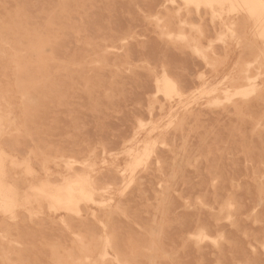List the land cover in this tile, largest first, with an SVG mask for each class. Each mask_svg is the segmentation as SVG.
I'll return each mask as SVG.
<instances>
[{"label": "rangeland", "instance_id": "rangeland-1", "mask_svg": "<svg viewBox=\"0 0 264 264\" xmlns=\"http://www.w3.org/2000/svg\"><path fill=\"white\" fill-rule=\"evenodd\" d=\"M154 1L155 0H141V2L140 0H119V2L118 0H0V143L2 144H0V162L2 163V168L6 171L7 186L11 187V189L16 193V201L14 205L11 206L12 208L0 207V264H167L168 262L171 264H189L190 261L188 260L192 261V263L190 264H205L206 261V264H213L215 260L217 262L215 261L214 264H234L236 260L238 261L235 264H259L260 260L262 261L261 264H264V211H262L264 210V32H262V29L260 27L261 25H259L260 21H256V18L253 17L245 7L241 8L240 6L235 7L236 10L238 9L237 12L236 10L234 11L235 8H232L229 4H225L223 6L213 5L212 7L210 5L203 6L202 4L201 6L199 5V8L197 4L187 3L183 0V2L181 0ZM141 5H143V7ZM195 5L197 7H195ZM101 6L103 7L101 8ZM125 6L128 8H125ZM155 8L157 9L155 10ZM202 8L205 11H203ZM179 9H181V12H179ZM192 9L195 11H193ZM211 9L212 11H209ZM227 9L228 12L226 13ZM196 10H198L199 12ZM245 11H247L248 13ZM131 12L133 13L131 14ZM222 12H225L226 14H223ZM93 13L95 15H93ZM178 13L179 15H177ZM197 13H199V15ZM194 14H197L198 16H195ZM247 15L251 18L250 21H247L250 19ZM120 16L123 18H121ZM215 18L217 19L212 22ZM112 19H114L117 24ZM123 19H128V21L126 20L125 22ZM221 19L226 21L223 22V20ZM142 20L143 22L141 24L140 21ZM130 21L133 23H131ZM171 21L174 22L172 23ZM242 21H244V24L242 23ZM55 22H57L59 26ZM184 22L185 25H181V23L184 24ZM216 22L219 25L216 24ZM254 22L256 23L254 24ZM100 23L103 24L101 25ZM136 23L139 24L137 25ZM123 24L126 25L123 26ZM132 24L135 26H133ZM186 24H188V26ZM193 24L198 26L196 27L197 29H195V27H189L193 26ZM222 24H225V26ZM231 24L234 27H231ZM251 24L254 25L252 26ZM136 25L138 28H136ZM104 26L107 28H104ZM112 27L114 28V30ZM115 27L116 29H118L115 30ZM122 27H126V29ZM141 27H143V29ZM226 27H229V30H227ZM253 27L255 28L253 29ZM121 28L124 30H121ZM139 29H142V31H140ZM198 30L201 31L198 32ZM219 30L220 32H218ZM231 30L234 32H231ZM137 31H140L139 34ZM209 31L211 32V34L214 33L213 36L210 35ZM249 31L251 32L249 33ZM258 31L260 34L258 33ZM240 32H242V34H239ZM236 33L240 36H237ZM179 34H185V37ZM253 34H255L256 37H254ZM174 35H179L178 37L181 36L183 38H177V41ZM221 35H223L224 37H222ZM259 37L261 39L263 38V40L260 41ZM219 39H222L223 42H220ZM64 40L69 44L64 42ZM179 40L184 41L180 42ZM73 41L75 42L74 44ZM58 42L60 45L57 44ZM159 42H161L162 46L159 45ZM134 43L137 45L135 46ZM210 43H212V46L210 45ZM64 44L67 47H64ZM130 44L133 45V48ZM149 44L152 45L154 49L156 48L155 51ZM49 45L54 46L50 47ZM75 45H77L78 47ZM148 45L150 48H148L149 50L147 49ZM216 45L218 47H216ZM210 46L211 49H209ZM53 47L58 49L57 53L55 54L53 52H56V49L53 51ZM62 47L64 48L62 49ZM70 49L73 51H71ZM132 49L135 50L132 51ZM162 49L164 51H162ZM173 49H175V51ZM194 49L197 50L195 51ZM205 49L208 51H205ZM59 50L62 52H60ZM138 50L140 51V53ZM185 50L186 52H184ZM216 50L218 53L216 52ZM168 51L170 54L175 55H171L172 60L170 59V54L168 53ZM188 51L190 52L191 58L190 55H188ZM148 52L150 55L152 54V58L150 60ZM161 52H163L164 55ZM60 53L63 55V57L60 56ZM197 53H199L200 55ZM244 53L247 57L244 55ZM165 54L167 55V58ZM67 55H69L70 57ZM137 55L140 59L137 57ZM154 56L157 58H155ZM181 56H184L186 58ZM173 58L177 59L174 60ZM182 60H184V64L182 63ZM159 61L160 63L158 64ZM171 61L172 64H170ZM200 61L203 64H206V66L203 65ZM50 63L52 67L50 66ZM173 64H175V66L176 64L177 66L181 64L179 66L180 69L178 68L177 70V66L175 68ZM193 64L196 68L193 66ZM249 65L252 66L249 68ZM172 66L176 71L172 72V70H174ZM209 71L211 72V75L208 73ZM50 72H53V74H51ZM247 72L249 75L247 74ZM18 74H20L23 78ZM105 74H107V76ZM138 74H141V76ZM181 75L182 77H178ZM189 75H191V78L189 77ZM194 75H196L197 77H194ZM259 75L261 76V78H259ZM257 76L258 79H256ZM165 77L167 79H171L174 85L177 87L178 95H176V93H173L176 96L170 95V98L173 99L171 101L169 100L170 98H167L168 95L163 93L164 83H162V79L164 78L165 81ZM253 77L254 79H256L255 81H253L255 84L253 82H250V80L252 81ZM158 79L161 82L157 81L156 83V80ZM151 81L153 83H150ZM222 81L223 83H221ZM247 81L249 82V84ZM145 82L147 84H145ZM180 82L182 84H180ZM220 83L221 86H218ZM18 85L19 87H17ZM139 85H141L142 87ZM202 85H204V88L201 89L200 87ZM225 85L229 90H231H227ZM249 85L254 86L251 87ZM152 86H154L155 88ZM241 87L243 91H241ZM249 87L251 90L249 89ZM21 88L23 90H21ZM142 88L144 90L146 88V90L144 91ZM247 88L248 90H250L249 92L247 91ZM35 89L37 91H35ZM211 89L213 90L212 92ZM236 89L238 90L234 92V90ZM253 89L254 91L255 89L257 90L254 92L252 91ZM157 90H159L160 93H158L159 91ZM239 90L241 92H238ZM202 91L204 93H202ZM209 91L211 92V95H209ZM214 91L215 94H213ZM250 92L254 93L251 95ZM154 93L155 95H157L158 93V95L154 97ZM225 93L226 95H224ZM230 93L234 95L236 93L237 94L235 96L232 95V97L231 95H229ZM143 94L145 95L143 96ZM163 94H165L166 97ZM35 95L36 98H34ZM30 96H32V98ZM132 96L134 97L132 98ZM226 96L232 98L228 99ZM102 97L105 101L102 100ZM84 98H86V100ZM40 99H42L43 102L42 100L40 101ZM100 100L103 101V104H101ZM218 100L220 101L218 102ZM221 100H224L225 102L223 101V104H221ZM32 101L35 103H31ZM78 101L80 102V104L77 103ZM142 101L145 103H143ZM146 101H148V103H146ZM217 102L219 105L216 106ZM212 103H215L213 104L214 106H211ZM25 104H28V106ZM143 104H145L146 106ZM158 106H160L161 108H156ZM232 107H234V109ZM36 110L37 112L39 110V112L43 113L42 116L38 115L37 112L35 113ZM45 111L48 114L45 113ZM143 113L148 115L149 117L146 118V115H144ZM155 113H157V115ZM26 114L30 116L36 115L37 117H30L28 115L26 116ZM87 115L89 116L87 117ZM81 116L84 117L82 118V121ZM42 117L44 118L43 120ZM51 117H53L54 119ZM77 117L80 118L81 122L78 121L79 118ZM46 118H48L47 121H45ZM63 118L66 120H64ZM208 118L211 120H209ZM232 118H234V120ZM68 119L70 120L69 124L67 123ZM191 119L193 121H191ZM87 121H89L90 123H88ZM149 121H151V123H149ZM225 121H227L228 123ZM31 122H33L34 124ZM84 122H86V125L84 124ZM211 122L212 124H210ZM29 123H31L34 128L40 127L41 129H34ZM66 123L68 126L65 125ZM116 123H119L117 126L118 129L116 127ZM35 124L38 125L34 126ZM77 124L78 127H76ZM108 124H110L112 128ZM119 126L121 127L119 128ZM60 127H62L61 130ZM70 128L72 132L70 131ZM48 129L50 131H48ZM42 130L44 133H42ZM63 131H65L66 133ZM74 132H76L78 137H76V134L74 136ZM129 132L131 134H129ZM179 132L180 135H178ZM23 134L26 137H24ZM101 134H103V138L101 137ZM108 134L111 136L109 137L111 140L108 139ZM91 135L95 137H92ZM104 135H106V137ZM90 136L92 138H90ZM87 137L88 140L85 139ZM93 138L97 140L95 141ZM172 138L174 139V141H171L173 140ZM176 138L178 141L176 140ZM117 139L120 142L117 141ZM93 141L95 143H93ZM167 141H169L170 143H167ZM258 141L260 145L258 144ZM68 142L70 147L72 146L71 148L67 144ZM116 142L117 144H115ZM194 142H196L197 144ZM64 143L65 145L67 144V146H65ZM72 144L75 146H73ZM163 144L165 145L163 146ZM19 145L23 146L20 148ZM115 145L118 147V149ZM259 146L261 149L259 148ZM62 147L65 149V151L62 149ZM74 147H76L75 150ZM111 147H116V149H110ZM18 148H20L19 151ZM60 148L62 150H60ZM146 148L149 151L150 158L148 157V151H146ZM43 149H46V152ZM86 149H88V151ZM131 149L134 151H130ZM143 150L146 151V156L144 155L145 151ZM165 150L168 151L166 152ZM35 151L38 153L36 154ZM158 151H160L161 153ZM72 152L76 154V157ZM51 153L52 155H50ZM150 153L152 156L150 155ZM142 155L143 157H141ZM25 156H27L28 159ZM145 157L147 160L145 159ZM147 157L149 158V161ZM138 158H141L142 161L140 159L138 161ZM242 158L245 160H243ZM20 159H22V161ZM80 159L82 160L80 161ZM135 161L137 163H135ZM144 161L147 163L144 164ZM204 161L206 162V164ZM241 161H243V163H241ZM132 163L133 168L131 167ZM203 163L205 165H203ZM254 163L256 165H254ZM134 164L137 166V168ZM141 165L142 167H140ZM202 165L204 166V170L202 169ZM75 169L78 170V172ZM229 169L233 173H231L232 175L230 174ZM79 170H81V172ZM239 170L241 172L242 170L244 171L241 173L239 172ZM131 172L132 174H134L132 175ZM260 172L262 174H260ZM9 173H11V175ZM236 175L238 176V179L235 178ZM120 177L122 178L120 179ZM153 178L154 182L156 180L155 183L153 182ZM50 179L52 183H50ZM146 179L149 180V183L148 181H146ZM13 180L16 182H12ZM62 180L64 182H62ZM77 180L85 181L86 188L91 193V196L89 198H84V200L80 199L82 203L78 201L77 203L79 204L76 203L75 205L74 203L72 204L73 206L71 205L72 207H66L67 209L51 201L52 199L48 196V193H53L52 191H55L56 188L63 187L68 182H74ZM205 182L208 184V187ZM14 183L17 185H15ZM22 183H25V185H23ZM58 183L60 184V186ZM221 183L223 184L221 185ZM240 183H244V185H246L247 187L241 185ZM252 183L254 186L252 185ZM45 186L48 190V193H45L46 195L41 193L39 190L40 188ZM248 186L249 189H247ZM19 187L21 188L20 191ZM144 188L148 191L144 190ZM150 188L151 191L149 190ZM203 188L205 189V192ZM240 189H242L244 192L242 191L240 193ZM38 190L39 192H36ZM187 190L191 191L188 192ZM200 190L202 192H200ZM247 190L249 193L252 191L251 193L253 194L249 195L247 193ZM196 191L197 193L199 192L198 195H195ZM190 192L191 194H189ZM193 192H195V197L192 194ZM255 192L257 194H254ZM237 193L238 196L236 197ZM149 194L151 196L153 194V198L149 197ZM183 196L185 197L184 199ZM252 196L254 197V200L252 201L253 203L251 202V199H253ZM45 197L47 200L45 199ZM128 197H130L131 200L132 198H134L132 202ZM255 197L256 199L258 198L260 200L257 199V201ZM248 198L250 201L247 200L244 203V201ZM177 199L183 202H180ZM191 199L195 201H191ZM42 201L43 203H41ZM219 202L220 205L218 204ZM254 202H256V204ZM51 203H53L54 205ZM176 204L179 205L177 206ZM181 204L182 206H184L182 207ZM56 205L59 206V209L56 208ZM83 205L86 207H84ZM175 205L177 207H174ZM255 205L257 207L259 205L260 207L257 208ZM134 206L135 208H131ZM34 208H36L37 210H35ZM52 208H55L57 212H55V210L53 211ZM68 208H71V210L73 208L72 211L75 214L71 213L72 211ZM45 209H47L48 211ZM172 209H174V211ZM30 210H33L32 212L34 214L31 213ZM77 210L80 212V214ZM20 211L22 213H20ZM41 211L46 214L42 213ZM181 211H185L186 213L184 212L183 214L181 213ZM9 212H13V214ZM39 213L42 215H39ZM102 213H104V216ZM129 213H131L132 215ZM202 213L204 214L203 216ZM9 216H12V218H8ZM206 216L207 218H205ZM172 217L174 218V220ZM187 217L190 219V222L188 221L189 219ZM73 219L76 223L72 221ZM46 220H49L50 222ZM80 220H82L83 222ZM212 222L213 225L211 224ZM38 223H41L39 224L40 226L38 225ZM187 223H190L191 226ZM224 223L226 224V226L228 225L230 227H226ZM26 224H31L32 226L29 225L28 227V225ZM82 224L83 226H81ZM96 224L99 227H97ZM221 224L223 225V227H225V230L224 228H222ZM35 225L38 226L36 227ZM84 225L86 227H84ZM91 225L92 227L94 226L96 228L90 227ZM186 225H188L189 227H187ZM210 225L212 227L211 231ZM214 225L217 226L215 227ZM57 226L58 228H55ZM258 226L263 230L261 231ZM174 227H178L180 231H182V233L179 231L181 235L179 234V232L176 234L179 229H174ZM183 227L185 228L181 229ZM190 227L192 229H190ZM14 228L16 229L14 230ZM34 228L36 235H33ZM49 228L51 229V231ZM52 228L53 230H55V232L52 230ZM59 228L61 229V231ZM89 228H92V230ZM241 228H244V230H241ZM12 229L14 230V232ZM189 229L193 230L192 233H190ZM254 229H256V231L258 232H255ZM43 230L47 232H44ZM58 231H60L61 234H58ZM171 231L172 234L174 232L173 235L171 234ZM213 233L217 235L215 236L213 235ZM157 234L158 236H156ZM51 235L52 237H50ZM233 235H236L235 237L238 236L237 238L241 239H236ZM206 236L207 238H205ZM65 237L68 238L66 239ZM244 237L246 240L244 239ZM25 238L29 239L26 240ZM36 238L39 240H37ZM172 238H175V240H177L175 241ZM229 238L231 239L229 240ZM30 239H32L33 242H30ZM60 239L63 240V242ZM210 239L213 240L210 241ZM24 240H26L25 243ZM178 240L181 243H175L179 242ZM166 241L168 244L171 243V245H167ZM251 242H253L254 244ZM190 243L194 244L195 246L191 245ZM186 245L188 246V248ZM235 245L237 246V249H240V251L235 249ZM5 246L6 248H4ZM224 246L226 247V250ZM189 248L193 249L194 251L195 249H197L195 252L197 256H200V253L204 254H201L202 256L198 258L199 256L197 257L196 255H192L194 254V252H191ZM204 248L208 251L204 252ZM261 249H263V252H261ZM227 251H229V254L227 253ZM230 251L232 252L230 253ZM246 251L247 254H245ZM217 253L219 254V256L217 255ZM260 253H262V255ZM180 255L182 256V259ZM221 255L225 256L222 257ZM238 255L244 256L242 257L243 259ZM247 255H249L250 259L252 257L254 258L251 259V261L253 260L252 262L249 260V257ZM206 256L210 258L207 257V259H205ZM211 256L213 258H211ZM183 257L185 259H183ZM192 257L194 260L192 259ZM220 257H222L223 259H221ZM256 257L259 259H257Z\"/></svg>", "mask_w": 264, "mask_h": 264}, {"label": "bare ground", "instance_id": "bare-ground-1", "mask_svg": "<svg viewBox=\"0 0 264 264\" xmlns=\"http://www.w3.org/2000/svg\"><path fill=\"white\" fill-rule=\"evenodd\" d=\"M48 1H49V0H48ZM54 1H55V0H54ZM98 1H99V0H98ZM181 1H182V0H181ZM183 1H186L187 3H195V4L198 5L199 8H200V6H201L202 4H203V6H204V5H210L211 7H212L213 5L223 6V5H225V4H229L232 8H235V7H237V6H238V7L240 6L241 8H242V7H245L246 10H247V11H248L253 17L256 18V21H260L261 24L259 23V25H261L260 27H261V29H262V32H264V0H183ZM183 1H182V2H183ZM50 2H51V1H50ZM66 2H67V1H66ZM118 2H119V0H118ZM134 2H135V1H134ZM140 2H141V0H140ZM154 2H156V0H155ZM186 2H185V3H186ZM40 3H41V2H40ZM146 3H147V2H146ZM29 4H30V3H29ZM108 4H109V3H108ZM135 4H136V3H135ZM137 4H138V3H137ZM153 4H154V3H153ZM161 4H162V2H161ZM89 5H90V4H89ZM111 5H113V4H111ZM138 5H139V4H138ZM165 5H166V3H165ZM180 5H181V4H180ZM190 5H191V4H190ZM190 5H189V6H190ZM199 5H200V6H199ZM31 6H32V5H31ZM54 6H55V5H54ZM141 6L143 7V5H141ZM153 6H154V5H153ZM156 6H157V5H156ZM170 6H171V5H170ZM177 6H178V5H177ZM186 6H187V5H186ZM72 7H73V6H72ZM97 7H98V6H97ZM102 7H103V6H101V8H102ZM121 7H122V6H121ZM139 7H140V6H139ZM142 7H141V8H142ZM167 7H169V6H167ZM178 7H179V6H178ZM178 7H177V8H178ZM187 7H188V6H187ZM195 7H197V6L195 5ZM215 7H217V6H215ZM125 8H128V7L125 6ZM177 8H176V9H177ZM188 8H189V7H188ZM188 8H187V9H188ZM206 8H207V6H206ZM209 8H210V7H209ZM39 9H40V8H39ZM136 9H137V8H136ZM151 9H152V7H151ZM156 9H157V8H155V10H156ZM174 9H175V8H174ZM196 9H197V8H196ZM225 9H226V8H225ZM124 10H125V9H124ZM147 10H148V9H147ZM155 10H154V11H155ZM177 10H178V9H177ZM190 10H191V8H190ZM192 10H193V9H192ZM198 10H199V9H198ZM198 10H196V11H198ZM202 10H203V8H202ZM202 10H201V11H202ZM221 10H222V9H221ZM221 10H220V11H221ZM223 10H224V9H223ZM235 10H236V8L234 9V11H235ZM241 10H242V9H241ZM30 11H31V10H30ZM116 11H118V10H116ZM127 11H128V10H127ZM131 11H132V10H131ZM134 11H135V10H134ZM193 11H195V10H193ZM203 11H205V10H203ZM209 11H212V9L209 10ZM217 11H219V10H217ZM230 11H231V10H230ZM236 11L238 12V9H237ZM242 11H243V10H242ZM247 11H245V12H247ZM99 12H100V11H99ZM155 12H156V11H155ZM179 12H181V9H179ZM191 12H192V11H191ZM198 12H199V11H198ZM214 12H215V11H214ZM227 12H228V9H227L226 13H227ZM248 12H247V13H248ZM132 13H133V12H131V14H132ZM136 13H137V12H136ZM185 13H186V12H185ZM193 13H194V12H193ZM208 13H209V12H208ZM212 13H213V12H212ZM212 13H211V14H212ZM217 13H219V12H217ZM222 13H223V12H222ZM226 13L224 12L223 14H226ZM230 13H231V12H230ZM233 13H236V12H233ZM233 13H232V14H233ZM56 14H57V13H56ZM95 14H96V11H95ZM95 14L93 13V15H95ZM104 14H105V13H104ZM118 14H120V13H118ZM186 14H187V13H186ZM197 14L199 15V13H197ZM197 14H196V15H197ZM214 14H215V13H214ZM33 15H34V14H33ZM177 15H179V13H178ZM184 15H185V14H184ZM194 15H195V14H194ZM196 15H195V16H196ZM198 15H197V16H198ZM204 15H205V14H204ZM209 15H210V14H209ZM237 15H238V13H237ZM248 15H249V14H248ZM248 15H247V16H248ZM99 16H100V14H99ZM103 16H105V15H103ZM212 16H213V15H212ZM215 16H216V15H215ZM220 16H221V15H220ZM57 17H58V16H57ZM63 17H64V16H63ZM76 17H77V16H76ZM120 17H121V16H120ZM120 17H119V18H120ZM128 17H129V16H128ZM184 17H185V16H184ZM184 17H183V18H184ZM191 17H192V16H191ZM34 18H35V17H34ZM41 18H43V17H41ZM72 18H73V17H72ZM113 18H114V17H113ZM121 18H123V17H121ZM134 18H135V17H134ZM228 18H229V17H228ZM237 18H238V17H237ZM248 18H250V17L248 16ZM39 19H40V18H39ZM78 19H79V18H78ZM128 19H129V18H128ZM128 19H125V20L123 19V20L126 22V20L128 21ZM153 19H154V17H153ZM189 19H190V17H189ZM206 19H208V18H206ZM216 19H217V18H215L212 22H214ZM241 19H242V17H241ZM241 19H240V20H241ZM253 19H254V18H253ZM112 20L114 21V19H112ZM129 20H130V19H129ZM157 20H158V19H157ZM221 20H223V19H221ZM243 20H244V19H243ZM250 20H251V18H250L249 20H247V21H250ZM117 21H119V20H117ZM189 21H190V20H189ZM204 21H205V20H204ZM225 21H226V20H225ZM225 21L223 20V22H225ZM100 22H102V21H100ZM114 22L116 23V21H114ZM120 22H121V21H120ZM130 22H131V21H130ZM130 22H129V23H130ZM142 22H143V20L140 21L141 24H142ZM160 22H162V21H160ZM171 22L173 23L174 21H171ZM187 22H188V21H187ZM201 22H202V20H201ZM206 22H207V21H206ZM243 22H244V21H242V23H243ZM55 23L57 24V22H55ZM121 23H122V22H121ZM123 23H124V22H123ZM131 23H133V22H131ZM178 23H179V22H178ZM178 23H177V24H178ZM196 23H197V22H196ZM209 23H211V22H209ZM219 23H220V22H219ZM242 23H241V24H242ZM249 23H250V22H249ZM251 23H252V22H251ZM255 23H256V22H254V24H255ZM42 24H43V23H42ZM97 24H98V22H97ZM100 24H101V23H100ZM102 24H103V23H102ZM102 24H101V25H102ZM116 24H117V23H116ZM119 24H120V23H119ZM126 24H127V23H126ZM126 24H125V25H126ZM136 24H137V23H136ZM138 24H139V23H138ZM138 24H137V25H138ZM216 24H218V23L216 22ZM243 24H244V23H243ZM254 24H251V25L253 26ZM257 24H258V23H257ZM34 25H36V24H34ZM57 25H58V24H57ZM104 25H105V24H104ZM120 25H121V24H120ZM125 25L123 24V26H125ZM127 25H128V24H127ZM132 25H133V24H132ZM137 25H136V28H138ZM181 25H185V22H184V24L181 23ZM186 25L188 26V24H186ZM202 25H203V24H202ZM218 25H219V24H218ZM222 25L225 26V24H222ZM229 25H230V24H229ZM259 25H258V26H259ZM44 26H45V25H44ZM58 26H59V25H58ZM96 26H97V25H96ZM117 26H118V25H117ZM133 26H135V25H133ZM226 26H227V25H226ZM232 26H233V25L231 24V27H232ZM252 26H251V27H252ZM126 27H129V26H126ZM126 27H122V28L126 29ZM139 27H140V26H139ZM172 27H173V26H172ZM189 27H192V28L195 27V29H197L196 27H198V26H196V25L193 24V26H189ZM189 27H188V28H189ZM199 27H200V26H199ZM216 27H217V26H216ZM233 27H234V26H233ZM104 28H107V27L104 26ZM112 28H113V27H112ZM122 28H121V30H124V29H122ZM141 28L143 29V27H141ZM213 28H214V27H213ZM213 28H212V29H213ZM226 28H227V30H229V27H226ZM226 28H225V29H226ZM249 28H250V27H249ZM254 28H255V27H253V29H254ZM117 29H118V28H117ZM117 29H116V27H115V30H117ZM134 29H135V28H134ZM142 29H141V30L139 29V30L142 31ZM195 29H194V30H195ZM198 29H199V28H198ZM200 29H201V28H200ZM210 29H211V28H210ZM210 29H209V30H210ZM219 29H220V28H219ZM256 29H257V28H256ZM113 30H114V28H113ZM121 30H120V31H121ZM127 30H128V29H127ZM127 30H126V32H127ZM217 30H218V29H217ZM222 30H223V29H222ZM235 30H236V29H235ZM243 30H244V29H243ZM258 30H259V28H258ZM95 31H97V30H95ZM120 31H118V32H120ZM140 31H137L138 34H139ZM188 31H189V29H188ZM190 31H191V30H190ZM200 31H201V30H200ZM200 31L198 30V32H200ZM223 31H224V30H223ZM240 31H242V30H240ZM253 31H254V30H253ZM115 32H116V31H115ZM168 32H169V30H168ZM209 32H210V31H209ZM218 32H220V30H219ZM221 32H222V31H221ZM231 32H234V31L231 30ZM244 32H245V31H244ZM250 32H251V31H249V33H250ZM64 33H65V32H64ZM93 33H94V32H93ZM188 33H189V32H188ZM258 33H259V31H258ZM70 34H71V33H70ZM94 34H95V33H94ZM173 34H174V33H173ZM173 34H172V35H173ZM200 34H202V33H200ZM213 34H214V33H213ZM213 34H211V32H210V35L213 36ZM236 34H237V33H236ZM239 34H242V32H240ZM259 34H260V33H259ZM67 35H68V34H67ZM103 35H104V34H103ZM169 35H171V34H169ZM169 35H168V36H169ZM179 35H181V34H179ZM179 35H178V36H179ZM197 35H198V34H197ZM210 35H209V36H210ZM243 35H244V34H243ZM251 35H252V34H251ZM253 35H254V37H256L255 34H253ZM118 36H119V35H118ZM155 36H156V35H155ZM168 36H167V37H168ZM174 36H175V35H174ZM178 36H175V38H176V39H177V38L179 39L181 36H184V37H185V34L181 35L180 37H178ZM189 36H190V35H189ZM191 36H192V35H191ZM212 36H211V37H212ZM221 36L224 37L223 35H221ZM237 36H240V35L237 34ZM257 36H258V35H257ZM261 36H262V35H261ZM153 37H154V36H153ZM156 37H157V36H156ZM206 37H207V36H206ZM219 37H220V35H219ZM250 37H251V36H250ZM250 37H249V38H250ZM69 38H70V37H69ZM72 38H73V35H72ZM168 38H169V37H168ZM170 38H172V37H170ZM173 38H174V37H173ZM182 38H183V37H181L180 39H182ZM191 38H192V37H191ZM231 38H232V37H231ZM241 38H242V35H241ZM243 38H244V37H243ZM263 38H264V37H263ZM263 38L261 39V38L259 37L260 41L263 40ZM94 39H95V38H94ZM178 39H177V41H178ZM184 39H185V38H184ZM204 39H205V38H204ZM259 39H258V40H259ZM170 40H172V39H170ZM185 40H186V39H185ZM216 40H217V39H216ZM219 40H220V39H219ZM152 41H153V40H152ZM168 41H169V39H168ZM179 41L182 42V41H184V40H179ZM195 41H196V40H195ZM221 41L223 42L222 39L220 40V42H221ZM51 42H52V41H51ZM64 42H66V41L64 40ZM186 42H187V41H186ZM203 42H204V41H203ZM217 42H218V41H217ZM231 42H232V41H231ZM262 42H263V41H262ZM19 43H21V42H19ZM61 43H62V42H61ZM66 43H68V42H66ZM74 43H75V42L73 41V44H74ZM135 43H136V42H135ZM135 43H134V44H135ZM149 43H150V42H149ZM159 43H160L159 45H161V42H159ZM194 43H195V42H194ZM214 43H215V42H214ZM57 44H59V42H58ZM68 44H69V43H68ZM68 44H67V45H68ZM151 44H153V43H151ZM196 44H197V43H196ZM207 44H208V43H207ZM54 45H55V44H54ZM54 45H49V46L51 47V46H54ZM59 45H60V44H59ZM77 45H78V44H77ZM77 45H75V46H77ZM130 45H131V44H130ZM136 45H137V44H135V46H136ZM149 45H150V44H149ZM149 45L147 46V49L149 48ZM180 45H181V44H180ZM210 45L212 46V43H210ZM222 45H223V44H222ZM69 46H70V45H69ZM69 46H68V48H69ZM120 46H121V45H120ZM131 46H132V48H133V45H131ZM150 46L153 48L152 45H150ZM161 46H162V45H161ZM211 46H210V48H209V47H208V48L211 49ZM223 46H224V45H223ZM64 47H67V46H65V44H64ZM64 47H62V49H63ZM73 47H74V46H73ZM77 47H78V46H77ZM137 47H138V46H137ZM155 47H156V46H155ZM163 47H164V46H163ZM216 47H218V46L216 45ZM216 47H215V48H216ZM48 48H49V47H48ZM53 48H54V47H53ZM53 48H52V49H53ZM70 48H71V47H70ZM80 48H81V47H80ZM85 48H86V47H85ZM102 48H103V47H102ZM134 48H135V47H134ZM152 48H151V49H152ZM166 48H167V47H166ZM172 48H173V47H172ZM219 48H220V47H219ZM263 48H264V47H263ZM52 49H51V50H52ZM55 49H56V50H55ZM59 49H60V48H59ZM73 49H74V48H73ZM86 49H87V48H86ZM135 49H136V48H135ZM135 49H132V51L135 50ZM147 49H146V50H147ZM149 49H150V48H149ZM149 49H148V50H149ZM153 49H154V48H153ZM153 49H152V50H153ZM155 49H156V48H155ZM155 49H154V51H155ZM157 49H158V48H157ZM170 49H171V48H170ZM191 49H192V48H191ZM54 50H55L56 52H53V53H54V54L57 53V50H58V49H57V48H54L53 51H54ZM70 50H71V49H70ZM89 50H90V49H89ZM113 50H114V49H113ZM141 50H142V49H141ZM164 50H165V48H164ZM164 50L162 49V51H164ZM167 50H168V49H167ZM173 50L175 51V49H173ZM194 50H195V49H194ZM196 50H197V49H196ZM196 50H195V51H196ZM221 50H222V49H221ZM59 51H60V50H59ZM71 51H73V50H71ZM83 51H84V49H83ZM138 51H139V50H138ZM138 51H137V52H138ZM150 51H151V50H150ZM150 51H149V52H150ZM156 51H157V50H156ZM170 51H171V50H170ZM189 51H190V50H189ZM189 51H188V52H189ZM205 51H208V50L205 49ZM60 52H62V51H60ZM134 52H135V51H134ZM146 52H147V51H146ZM149 52H148V54H149ZM172 52H173V51H172ZM184 52H186V50H185ZM188 52H187V53H188ZM216 52H217V50H216ZM65 53H66V52H65ZM68 53H69V52H68ZM71 53H73V52H71ZM71 53H70V55H71ZM139 53H140V51H139ZM152 53H153V52H152ZM154 53H155V52H154ZM161 53H163V52H161ZM166 53H167V52H166ZM168 53H169V51H168ZM168 53H167V54H168ZM179 53H180V52H179ZM179 53H178V54H179ZM187 53H186V54H187ZM200 53H201V52H200ZM217 53H218V52H217ZM246 53H247V52H246ZM248 53H249V52H248ZM60 54H61V53H60ZM60 54H59V55H60ZM83 54H84V53H83ZM134 54H135V53H134ZM148 54H147V55H148ZM169 54H170V53H169ZM175 54H176V53H175ZM197 54H199V53H197ZM212 54H213V53H212ZM224 54H225V53H224ZM262 54H263V53H262ZM47 55H48V54H47ZM57 55H58V54H57ZM151 55H152V54H151ZM151 55L149 54V60L152 58ZM153 55H154V54H153ZM159 55H160V54H159ZM161 55H162V54H161ZM163 55H164V53H163ZM171 55H172V54H170V59H171ZM180 55H181V54H180ZM180 55H179V57H180ZM188 55H190V52H189ZM188 55H187V56H188ZM199 55H200V54H199ZM202 55H203V54H202ZM204 55H205V54H204ZM210 55H211V54H210ZM217 55H219V54H217ZM244 55L246 56L245 53H244ZM248 55H249V54H248ZM24 56H25V55H24ZM60 56L63 57L62 54H61ZM67 56H69V55H67ZM142 56H143V54H142ZM157 56H158V55H157ZM165 56H166V58H167V55H166V54H165ZM172 56H175V55L173 54ZM192 56H193V55H192ZM222 56H223V55H222ZM44 57H45V55H44ZM47 57H48V56H47ZM47 57H46V58H47ZM69 57H70V56H69ZM137 57L139 58L138 55H137ZM145 57H146V56H145ZM154 57H155V56H154ZM161 57H162V56H161ZM176 57H177V55H176ZM181 57H184V56H181ZM203 57H204V56H203ZM246 57H247V56H246ZM263 57H264V56H263ZM138 58H137V59H138ZM155 58H157V57H155ZM164 58H165V57H164ZM168 58H169V57H168ZM184 58H186V57H184ZM190 58H191V55H190ZM205 58H206V57H205ZM61 59H62V58H61ZM69 59H70V58H69ZM76 59H78V58H76ZM83 59H84V58H83ZM133 59H134V56H133ZM137 59H136V60H137ZM139 59H140V58H139ZM159 59H160V58H159ZM173 59L175 60V59H177V58H173ZM181 59H182V58H181ZM181 59H180V60H181ZM192 59H193V58H192ZM257 59H258V58H257ZM263 59H264V58H263ZM63 60H64V58H63ZM142 60H143V59H142ZM157 60H158V59H157ZM163 60H164V59H163ZM163 60H162V62H163ZM171 60H172V59H171ZM193 60H194V59H193ZM202 60H203V59H202ZM252 60H253V59H252ZM255 60H256V59H255ZM258 60H259V59H258ZM167 61H168V60H167ZM197 61H198V60H197ZM253 61H254V60H253ZM135 62H136V61H135ZM150 62H151V61H150ZM153 62H154V61H153ZM162 62H161V63H162ZM174 62H175V61H174ZM176 62H177V61H176ZM192 62H193V61H192ZM200 62H201V61H200ZM214 62H215V61H214ZM154 63H155V62H154ZM159 63H160V61L158 62V64H159ZM182 63H183V64L185 63L184 60H182ZM193 63H194V62H193ZM198 63H199V62H198ZM201 63H202V62H201ZM260 63H261V62H260ZM150 64H152V63H150ZM162 64H163V63H162ZM165 64H166V63H165ZM168 64H169V63H168ZM170 64H172V61H171ZM177 64H178V63H177ZM177 64H176V66H177ZM187 64H188V63H187ZM202 64H203V63H202ZM249 64H250V63H249ZM154 65H155V64H154ZM180 65H181V64H180ZM180 65H179V66H180ZM203 65L206 66V64H203ZM261 65H262V64H261ZM50 66H51V63H50ZM54 66H55V65H54ZM161 66H162V65H161ZM173 66H175V64H173ZM173 66H172V68H173ZM176 66H175V68H176ZM179 66H177V70H178V68L180 69ZM183 66H184V65H183ZM183 66H182V67H183ZM185 66H186V65H185ZM193 66H194V64H193ZM247 66H248V64H247ZM251 66H252V65H251ZM251 66L249 65V68H250ZM263 66H264V65H263ZM263 66H262V68H263ZM51 67H52V66H51ZM189 67H190V66H189ZM194 67H195V66H194ZM244 67H245V66H244ZM42 68H43V67H42ZM85 68H86V67H85ZM158 68H159V66H158ZM185 68H186V67H185ZM185 68H184V69H185ZM195 68H196V67H195ZM204 68H205V67H204ZM246 68H247V67H246ZM254 68H255V67H254ZM173 69H174V68H173ZM187 69H188V68H187ZM53 70H54V69H53ZM71 70H72V69H71ZM73 70H74V69H73ZM29 71H30V70H29ZM81 71H82V70H81ZM86 71H87V70H86ZM136 71H137V70H136ZM159 71H160V70H159ZM168 71H169V70H168ZM173 71H176V70L174 69V70H172V72H173ZM183 71H184V70H183ZM202 71H203V69H202ZM140 72H141V71H140ZM197 72H198V70H197ZM200 72H201V70H200ZM248 72H249V70H248ZM248 72H247V74H248ZM256 72H257V71H256ZM258 72H259V71H258ZM50 73L53 74V72H50ZM85 73H87V72H85ZM136 73H137V72H136ZM142 73H143V72H142ZM157 73H159V72H157ZM168 73H169V72H168ZM181 73H182V72H181ZM208 73L210 74L211 72L209 71ZM244 73H245V72H244ZM107 74H108V73H107ZM107 74H105V75L107 76ZM145 74H146V73H145ZM145 74H144V75H145ZM177 74H178V73H177ZM247 74H246V75H247ZM18 75H19L20 77H22L20 74H18ZM36 75H37V73H36ZM138 75L141 76V74H138ZM142 75H143V74H142ZM164 75H166V74H164ZM184 75H185V74H184ZM184 75H183V76H184ZM196 75H197V74H196ZM196 75H194V77H195ZM210 75H211V74H210ZM248 75H249V74H248ZM248 75H247V76H248ZM25 76H26V75H25ZM25 76H24V77H25ZM66 76H67V75H66ZM101 76H102V75H101ZM106 76H104V77H106ZM108 76H109V75H108ZM171 76H172V75H171ZM175 76H176V75H175ZM175 76H173V77H175ZM190 76H191V75H189V77H190ZM200 76H201V74H200ZM263 76H264V75H263ZM96 77H97V76H96ZM142 77H143V76H142ZM142 77H141V79H142ZM145 77H146V76H145ZM163 77H164V76H163ZM167 77H168V76H167ZM178 77H182V75H181V76H178ZM196 77H197V76H196ZM254 77H255V76H254ZM254 77H253V79L250 78V79H252V81L249 79L251 83H252L253 81H255L256 79H258V76H257L256 79H254ZM18 78H19V77H18ZM22 78H23V77H22ZM37 78H38V77H37ZM72 78H73V77H72ZM108 78H109V77H108ZM127 78H128V77H127ZM165 78H166V77H165ZM168 78H169V77H168ZM190 78H191V77H190ZM192 78H193V77H192ZM247 78H248V77H247ZM259 78H261L260 75H259ZM74 79H76V78H74ZM139 79H140V78H139ZM161 79H162V78H161ZM59 80H60V79H59ZM146 80H147V79H146ZM148 80H149V79H148ZM162 80H163L162 83H164V86H163V89H164V90H163V89H162V90L164 91L163 93H165L166 95L169 96V97L167 96V98H170V97H171L170 95H172V96L175 95V94H173V93H176V95H178V94H177V93H178V91H177V87L174 85V83H173V81H172L171 79H167V78H166L165 81H164V78H163ZM193 80H194V79H193ZM94 81H95V80H94ZM101 81H103V80H101ZM117 81H119V80H117ZM157 81H159V79L156 80V83H157ZM186 81H187V80H186ZM191 81H192V80H191ZM208 81H209V79H208ZM223 81H224V80H223ZM223 81H222L221 83H223ZM159 82H161V81H159ZM247 82H248V81H247ZM67 83H68V82H67ZM150 83H153V82L151 81ZM207 83H208V82H207ZM221 83H220L218 86H221ZM251 83H250V84H251ZM253 83H254V82H253ZM82 84H83V83H82ZM82 84H81V85H82ZM128 84H129V80H128ZM138 84H140V83H138ZM145 84H147V83L145 82ZM158 84H161V83H158ZM180 84H182V83L180 82ZM194 84H195V83H194ZM198 84H199V83H198ZM248 84H249V82H248ZM254 84H255V83H254ZM258 84H259V83H258ZM131 85H132V83H131ZM148 85H149V82H148ZM176 85H177V84H176ZM27 86H28V85H27ZM27 86H26V87H27ZM31 86H32V85H31ZM31 86H30V87H31ZM82 86H83V85H82ZM105 86H106V85H105ZM137 86H138V85H137ZM139 86H141V85H139ZM145 86H146V85H145ZM203 86H204V85H202L200 88H201V89L204 88ZM225 86H226V85H225ZM249 86H251V85H249ZM253 86H254V85H252L251 87H253ZM17 87H19V85H18ZM30 87H29V88H30ZM39 87H40V86H39ZM46 87H47V86H46ZM106 87H107V86H106ZM141 87H142V86H141ZM141 87H140V88H141ZM143 87H144V86H143ZM152 87H154V86H152ZM157 87H158V86H157ZM233 87H234V86H233ZM233 87H232V88H233ZM257 87H258V85H257ZM40 88H41V87H40ZM79 88H80V87H79ZM104 88H105V87H104ZM108 88H109V87H108ZM135 88H136V87H135ZM154 88H155V87H154ZM158 88H159V87H158ZM181 88H182V87H181ZM192 88H193V87H192ZM194 88H195V87H194ZM200 88H199V89H200ZM211 88H212V87H211ZM226 88H227V86H226ZM244 88H245V86H244ZM255 88H256V86H255ZM259 88H260V87H259ZM41 89H42V88H41ZM142 89H143V88H142ZM195 89H196V88H195ZM201 89H200V90H201ZM213 89H214V88H213ZM241 89H242V87H241ZM249 89H250V87H249ZM18 90H19V89H18ZM21 90H23V89L21 88ZM126 90H127V89H126ZM134 90H136V89H134ZM139 90H140V89H139ZM143 90H144V89H143ZM145 90H146V88H145ZM145 90H144V91H145ZM193 90H194V89H193ZM200 90H199V91H200ZM214 90H215V89H214ZM216 90H217V89H216ZM227 90H229V89L227 88ZM230 90H231V89H230ZM230 90H229V91H230ZM237 90H238V89L234 90V92H236ZM250 90H251V89H250ZM250 90H248V88H247V91H248V92H249ZM256 90H257V89H255V91H256ZM33 91H34V90H33ZM35 91H37V90L35 89ZM45 91H46V90H45ZM98 91H99V90H98ZM124 91H125V90H124ZM137 91H138V90H137ZM137 91H136V92H137ZM144 91H143V92H144ZM157 91H159V90H157ZM182 91H183V90H182ZM188 91H189V90H188ZM190 91H191V90H190ZM196 91H197V90H196ZM199 91H198V92H199ZM212 91H213V90L211 89V92H212ZM223 91H225V90H223ZM241 91H243V89H242ZM241 91L239 90L238 92H241ZM245 91H246V90H245ZM252 91H254V89H253ZM255 91H254V92H255ZM38 92H39V91H38ZM126 92H128V91H126ZM183 92H184V91H183ZM205 92H206V90H205ZM209 92H210V91H209ZM209 92H208V93H209ZM211 92H210L209 95H211ZM254 92H253V93H254ZM45 93H46V92H45ZM47 93H48V92H47ZM94 93H95V92H94ZM132 93H133V92H132ZM145 93H146V92H145ZM158 93H160V91H159ZM158 93H157V95H158ZM184 93H185V92H184ZM202 93H204V92L202 91ZM208 93H207V94H208ZM226 93H229V92H226ZM226 93H225L224 95H226ZM253 93L250 92L251 95H252ZM31 94H32V93H31ZM128 94H130V93H128ZM161 94H162V93H161ZM165 94H163V95L165 96ZM180 94H181V92H180ZM194 94H195V91H194ZM194 94H193V95H194ZM205 94H206V93H205ZM213 94H215V91H214ZM236 94H237V93H236ZM236 94H235V95H236ZM239 94H240V93H239ZM239 94H238V95H239ZM241 94H242V93H241ZM243 94H245V93H243ZM248 94H249V93H248ZM46 95H47V94H46ZM46 95H45V96H46ZM82 95H83V94H82ZM100 95H102V94H100ZM133 95H134V94H133ZM144 95H145V94H143V96H144ZM146 95H147V94H146ZM150 95H151V94H150ZM154 95H155V93H154ZM157 95H155L154 97H156ZM176 95H175V96H176ZM201 95H202V94H201ZM227 95H228V94H227ZM229 95H231V96H232V95L235 96V95L232 94V93H230ZM129 96H131V95H129ZM160 96H161V95H160ZM233 96H232V97H233ZM239 96H240V95H239ZM246 96H247V95H246ZM27 97H29V96H27ZM30 97L32 98V96H30ZM47 97H49V96H47ZM47 97H46V98H47ZM133 97H134V96H132V98H133ZM139 97H140V96H139ZM139 97H138V99H139ZM141 97H142V95H141ZM145 97H146V96H145ZM165 97H166V96H165ZM177 97H178V96H177ZM201 97H202V96H201ZM226 97H227V96H226ZM232 97H230V98H232ZM242 97H243V95H242ZM242 97H241V98H242ZM249 97H250V96H249ZM34 98H36V95H35ZM34 98H33V99H34ZM126 98H127V97H126ZM129 98H130V97H129ZM143 98H144V97H143ZM172 98H173V97H172ZM178 98H179V97H178ZM190 98H191V97H190ZM227 98L230 99L229 97H227ZM244 98H245V97H244ZM246 98H248V97H246ZM84 99L86 100V98H84ZM147 99H148V97H147ZM162 99H163V98H162ZM180 99H181V97H180ZM195 99H196V97H195ZM225 99H226V98H225ZM228 99H227V100H228ZM34 100H35V99H34ZM41 100H42V99H40V101H41ZM102 100H103V97H102ZM102 100H100V101H101V104H103L102 102L105 101V100H103V101H102ZM130 100H131V98H130ZM169 100L171 101V100H173V99L170 98ZM211 100H214V99H211ZM227 100H226V101H227ZM40 101H39V102H40ZM49 101H50V100H49ZM49 101H48V102H49ZM87 101H88V100H87ZM97 101H99V100H97ZM131 101H132V100H131ZM135 101H137V100H135ZM144 101H145V100H144ZM180 101H181V100H180ZM216 101H217V100H216ZM219 101H220V100H218V102H219ZM223 101H224V100H223ZM223 101L221 100V102H222L221 104H223ZM230 101H232V100H230ZM29 102H30V101H29ZM29 102H28V103H29ZM42 102H43V100H42ZM46 102H47V101H46ZM74 102H75V101H74ZM139 102H141V101H139ZM142 102H143V101H142ZM218 102L216 103V106L219 105ZM224 102H225V101H224ZM262 102H263V101H262ZM16 103H17V102H16ZM25 103H26V100H25ZM31 103H35V102L32 101ZM37 103H38V102H37ZM40 103H41V102H40ZM77 103L80 104L79 101H78ZM115 103H116V102H115ZM118 103H119V102H118ZM143 103H145V102H143ZM146 103H148V101H146ZM184 103H185V102H184ZM227 103H228V102H227ZM241 103H242V102H241ZM43 104H44V103H43ZM46 104H47V103H46ZM83 104H84V103H83ZM91 104H92V103H91ZM99 104H100V103H99ZM107 104H108V103H107ZM140 104H141V103H140ZM166 104H167V103H166ZM199 104H200V103H199ZM213 104H215V103H212L211 106H214ZM221 104H220V105H221ZM25 105L28 106V104H25ZM29 105H30V104H29ZM86 105H87V103H86ZM86 105H85V106H86ZM110 105H111V104H110ZM110 105H108V106H110ZM114 105H115V104H114ZM143 105H145V104H143ZM152 105H153V104H152ZM41 106H42V105H41ZM47 106H48V105H47ZM145 106H146V105H145ZM153 106H154V105H153ZM167 106H168V105H167ZM189 106H190V105H189ZM42 107H43V106H42ZM83 107H84V106H83ZM101 107H103V106H101ZM138 108H139V107H138ZM156 108H159V109H160L161 107L158 106V107H156ZM168 108H169V107H168ZM176 108H177V107H176ZM193 108H194V107H193ZM232 108L234 109V107H232ZM252 108H253V107H252ZM110 109H112V108H110ZM186 109H187V108H186ZM76 110H77V109H76ZM76 110H75V111H76ZM101 110H102V109H101ZM144 110H145V108H144ZM144 110H143V111H144ZM174 110H175V109H174ZM196 110H197V109H196ZM220 110H222V109H220ZM125 111H126V110H125ZM143 111H141V112H143ZM156 111H157V110H156ZM158 111H159V110H158ZM167 111H168V110H167ZM205 111H206V110H205ZM207 111H209V110H207ZM33 112H34V111H33ZM36 112H37V110L35 111V113H36ZM126 112H127V111H126ZM139 112H140V111H139ZM145 112H146V111H145ZM147 112H149V111H147ZM217 112H218V110H217ZM233 112H234V111H233ZM37 113H38V115H41V116H42V114H43V113L39 112V110H38ZM39 113H40V114H39ZM45 113H47V112L45 111ZM66 113H68V112H66ZM79 113H80V112H79ZM157 113H158V112H157ZM157 113H155V114L157 115ZM210 113H211V112H210ZM212 113H213V112H212ZM219 113H220V112H219ZM31 114H32V113H31ZM47 114H48V113H47ZM103 114H104V113H103ZM110 114H111V113H110ZM143 114H144V113H143ZM148 114H149V113H148ZM204 114H205V113H204ZM206 114H207V113H206ZM14 115H15V114H14ZM27 115H28V114H26V116H27ZM45 115H46V114H45ZM77 115H78V114H77ZM105 115H106V114H105ZM144 115H146V114H144ZM159 115H160V114H159ZM208 115H209V114H208ZM210 115H211V114H210ZM28 116H30V115H28ZM32 116H36V115H32ZM32 116H30V117H32ZM43 116H44V115H43ZM88 116H89V115H87V117H88ZM94 116H95V115H94ZM103 116H104V115H103ZM125 116H126V115H125ZM175 116H176V115H175ZM36 117H37V116H36ZM36 117H34V118H36ZM46 117H47V116H46ZM122 117H123V116H122ZM145 117L147 118V117H149V116L146 115ZM155 117H156V116H155ZM187 117H188V116H187ZM34 118H33V119H34ZM51 118H53V117H51ZM77 118H79V117H77ZM77 118H75V119H77ZM82 118H84V117L81 116V121H82ZM95 118H96V117H95ZM99 118H100V117H99ZM120 118H121V117H120ZM146 118H145V119H146ZM214 118H216V117H214ZM13 119H14V118H13ZM26 119H27V118H26ZM38 119H39V118H38ZM43 119H44V118L42 117V120H43ZM47 119H48V118H46L45 121H47ZM49 119H50V117H49ZM53 119H54V118H53ZM63 119H64V118H63ZM100 119H101V118H100ZM103 119H104V118H103ZM174 119H175V118H174ZM192 119H193V118H192ZM192 119H191V121H193ZM208 119H209V118H208ZM230 119H231V118H230ZM232 119L234 120V118H232ZM235 119H236V118H235ZM39 120H40V119H39ZM64 120H66V119H64ZM64 120H63V121H64ZM101 120H102V119H101ZM122 120H123V119H122ZM148 120H149V119H148ZM188 120H189V118H188ZM209 120H211V119H209ZM216 120H217V119H216ZM63 121H62V122H63ZM69 121H70V120L68 119V122H67L68 124H69ZM73 121H74V120H73ZM78 121H80V118H79ZM81 121H80V122H81ZM90 121H91V120H90ZM111 121H112V120H111ZM111 121H109V122H111ZM163 121H164V119H163ZM206 121H207V120H206ZM218 121H219V119H218ZM231 121H232V120H231ZM235 121H236V120H235ZM15 122H16V121H15ZM48 122H50V121H48ZM87 122L90 123L89 121H87ZM109 122H108V123H109ZM121 122H122V121H121ZM136 122H137V121H136ZM225 122H227V121H225ZM31 123H33V122H31ZM31 123H29V124H31ZM41 123H42V122H41ZM67 123H66L65 125H67ZM82 123H83V122H82ZM85 123H86V122H84V124H85ZM88 123H87V124H88ZM98 123H99V122H98ZM144 123H145V122H144ZM144 123H143V124H144ZM146 123H147V122H146ZM149 123H151V121H149ZM152 123H153V122H152ZM213 123H214V121H213ZM215 123H216V122H215ZM227 123H228V122H227ZM234 123H235V122H234ZM29 124H28V125H29ZM33 124H34V123H33ZM91 124H92V122H91ZM110 124H111V123H110ZM110 124H108V125H110ZM116 124H117V123H116ZM118 124H119V123H118ZM118 124L116 125V127L118 126ZM168 124H169V123H168ZM173 124H174V123H173ZM210 124H212V122H211ZM26 125H27V124H26ZM31 125H32V124H31ZM36 125H38V124H35L34 126H36ZM41 125H42V124H41ZM46 125H47V122H46ZM54 125H55V124H54ZM85 125H86V124H85ZM106 125H107V122H106ZM113 125H114V124H113ZM144 125H145V124H144ZM214 125H215V124H214ZM225 125H226V124H225ZM39 126H40V125H39ZM50 126H51V125H50ZM56 126H57V125H56ZM67 126H68V125H67ZM75 126H76V125H75ZM89 126H90V125H89ZM92 126H93V125H92ZM94 126H95V125H94ZM110 126H111V125H110ZM114 126H115V125H114ZM114 126H113V127H114ZM140 126H141V125H140ZM147 126H149V125H147ZM147 126H145V127H147ZM208 126H209V125H208ZM210 126H211V125H210ZM217 126H218V125H217ZM228 126H229V125H228ZM32 127H33V125H32ZM32 127H31V128H32ZM41 127H44V126H41ZM53 127H54V126H53ZM58 127H59V126H58ZM70 127H71V126H70ZM76 127H78V124H77ZM82 127H83V126H82ZM90 127H91V126H90ZM102 127H103V126H102ZM120 127H121V126H119V128H120ZM33 128H34V127H33ZM35 128H37V127H35ZM35 128H34V129H35ZM38 128H40V127H38ZM38 128H37V129H38ZM61 128H62V127H60V130H61ZM93 128H94V127H93ZM93 128H92V129H93ZM111 128H112V126H111ZM142 128H144V127H142ZM186 128H187V127H186ZM229 128H230V127H229ZM8 129H9V128H8ZM27 129H28V128H27ZM40 129H41V128H40ZM52 129H53V128H52ZM54 129H55V128H54ZM75 129H76V128H75ZM78 129H79V128H78ZM80 129H82V128H80ZM90 129H91V128H90ZM108 129H109V128H108ZM114 129H115V128H114ZM117 129H118V127H117ZM140 129H141V128H140ZM62 130H63V129H62ZM64 130H66V129H64ZM76 130H77V129H76ZM88 130H89V129H88ZM112 130H113V129H112ZM186 130H187V129H186ZM8 131H9V130H8ZM27 131H29V130H27ZM33 131H34V130H33ZM36 131H38V130H36ZM46 131H47V130H46ZM48 131H50V130L48 129ZM70 131H71V128H70ZM81 131H82V130H81ZM85 131H86V130H85ZM85 131H83V132H85ZM100 131H101V130H100ZM115 131H116V130H115ZM153 131H154V130H153ZM155 131H156V130H155ZM223 131H224V130H223ZM5 132H6V131H5ZM40 132H41V131H40ZM40 132H39V133H40ZM63 132H65V131H63ZM71 132H72V131H71ZM83 132H82V133H83ZM94 132H95V131H94ZM94 132H93V134H94ZM97 132H98V131H97ZM108 132H109V131H108ZM172 132H173V131H172ZM12 133H13V132H12ZM42 133H44L43 130H42ZM65 133H66V132H65ZM99 133H100V132H99ZM200 133H201V132H200ZM34 134H36V133H34ZM73 134H74V136H75L76 132H74ZM97 134H98V133H97ZM115 134H116V133H115ZM123 134H124V133H123ZM129 134H131V133L129 132ZM184 134H185V133H184ZM215 134H216V133H215ZM226 134H227V133H226ZM11 135H12V134H11ZM32 135H33V134H32ZM42 135H44V134H42ZM55 135H56V134H55ZM63 135H66V134H63ZM71 135H72V134H71ZM78 135H79V134H78ZM86 135H87V134H86ZM86 135H84V136H86ZM95 135H96V134H95ZM101 135H102L101 137L103 138V134H101ZM108 135H109V134H108ZM132 135H133V134H132ZM173 135H174V134H173ZM178 135H180V132H179ZM200 135H201V134H200ZM228 135H229V134H228ZM15 136H16V135H15ZM23 136H24V134H23ZM33 136H34V135H33ZM39 136H40V134H39ZM59 136H60V135H59ZM91 136H92V135H91ZM91 136H90V138L95 137V136H92V137H91ZM99 136H100V135H99ZM104 136L106 137V135H104ZM126 136H127V135H126ZM126 136H125V137H126ZM201 136H202V135H201ZM16 137H17V136H16ZM24 137H26V136H24ZM24 137H23V138H24ZM62 137H63V136H62ZM76 137H78L77 134H76ZM82 137H83V136H82ZM97 137H98V135H97ZM109 137H111V136L109 135V136H108V139H110ZM128 137H129V136H128ZM171 137H172V135H171ZM193 137H194V136H193ZM225 137H226V136H225ZM261 137H262V136H261ZM263 137H264V136H263ZM6 138H7V137H6ZM42 138H43V137H42ZM59 138H60V137H59ZM79 138H80V136H79ZM90 138H89V139H90ZM177 138H178V136H177ZM177 138H176V140H177ZM196 138H197V137H196ZM254 138H255V137H254ZM13 139H14V137H13ZM16 139H17V138H16ZM25 139H27V138H25ZM37 139H38V137H37ZM39 139H40V138H39ZM43 139H44V138H43ZM43 139H42V140H43ZM85 139L88 140V137L85 138ZM93 139H94V138H93ZM93 139H92V140H93ZM108 139H107V140H108ZM169 139H170V138H169ZM172 139H173V138H172ZM197 139H198V138H197ZM222 139H225V138H222ZM246 139H247V138H246ZM256 139H257V137H256ZM0 140H1V139H0ZM19 140H20V139H19ZM23 140H24V139H23ZM52 140H53V139H52ZM57 140H58V139H57ZM94 140H95V139H94ZM96 140H97V139H96ZM96 140H95V141H96ZM110 140H111V139H110ZM113 140H114V139H113ZM115 140H116V139H115ZM167 140H168V139H167ZM180 140H181V139H180ZM180 140H179V141H180ZM263 140H264V138H263ZM26 141H27V140H26ZM26 141H25V143H26ZM33 141H34V140H33ZM44 141H45V140H44ZM50 141H51V140H50ZM66 141H68V140H66ZM79 141H80V140H79ZM84 141H85V140H84ZM104 141H105V140H104ZM108 141H109V140H108ZM108 141H107V142H108ZM117 141H119V140L117 139ZM121 141H122V140H121ZM169 141H170V140H169ZM169 141H167V143H168ZM171 141H174V139L171 140ZM177 141H178V140H177ZM177 141H176V142H177ZM10 142H11V141H10ZM13 142H14V141H13ZM35 142H36V141H35ZM57 142H58V141H57ZM62 142H64V141H62ZM72 142H73V141H72ZM77 142H78V141H77ZM119 142H120V141H119ZM191 142H192V141H191ZM196 142H199V141H196ZM196 142H194V143H196ZM262 142H263V141H262ZM23 143H24V142H23ZM55 143H56V140H55ZM75 143H76V142H75ZM78 143H79V142H78ZM93 143H95V142L93 141ZM130 143H131V142H130ZM156 143H157V142H156ZM169 143H170V142H169ZM171 143H172V142H171ZM0 144H1V143H0ZM52 144H53V143H52ZM67 144L69 145V142H68ZM67 144L65 145V143H64L65 146H67ZM110 144H111V143H110ZM112 144H114V143H112ZM115 144H117V142H116ZM135 144H136V143H135ZM176 144H177V143H176ZM196 144H197V143H196ZM196 144H195V146H196ZM209 144H210V143H209ZM256 144H257V141H256ZM258 144H259V141H258ZM1 145H2V144H1ZM42 145H43V144H42ZM62 145H63V144H62ZM72 145H73V144H72ZM97 145H98V144H97ZM119 145H120V144H119ZM156 145H157V144H156ZM156 145H155V146H156ZM164 145H165V144H163V146H164ZM170 145H171V144H170ZM193 145H194V144H193ZM259 145H260V144H259ZM19 146H20V145H19ZM22 146H23V145H22ZM22 146H20V148H21ZM24 146H25V145H24ZM46 146H47V145H46ZM54 146H55V145H54ZM73 146H75V145H73ZM91 146H92V142H91ZM113 146H114V145H113ZM115 146H116V145H115ZM120 146H121V145H120ZM146 146H147V144H146ZM155 146H154V147H155ZM179 146H180V145H179ZM179 146H178V148H179ZM195 146H194V147H195ZM5 147H6V146H5ZM34 147H35V146H34ZM39 147H40V145H39ZM43 147H44V146H43ZM69 147H70V145H69ZM71 147H72V146H71ZM71 147H70V148H71ZM80 147H81V146H80ZM83 147H84V146H83ZM83 147H82V148H83ZM93 147H94V146H93ZM116 147H117V146H116ZM116 147H114V148L116 149ZM255 147H258V146H255ZM1 148H2V147H1ZM14 148H16V147H14ZM20 148H18V151H19ZM67 148H68V147H67ZM75 148H76V147H74V150H75ZM82 148H81V149H82ZM114 148L111 147L110 149H114ZM259 148H260V146H259ZM2 149H3V148H2ZM9 149H10V147H9ZM28 149H29V148H28ZM62 149L65 151V149H64L63 147H62ZM62 149L60 148V150H62ZM115 149H114V150H115ZM117 149H118V147H117ZM144 149H145V147H144ZM151 149H152V148H151ZM160 149H162V148H160ZM221 149H222V148H221ZM260 149H261V148H260ZM41 150H42V149H41ZM43 150L45 151L46 149H43ZM54 150H56V149H54ZM69 150H70V149H69ZM69 150H68V151H69ZM86 150L88 151V149H86ZM114 150H113V151H114ZM119 150H120V149H119ZM122 150H123V149H122ZM183 150H184V149H183ZM193 150H194V149H193ZM18 151H17V152H18ZM117 151H118V150H117ZM117 151H116V152H117ZM130 151H134V150L131 149ZM143 151H145V150H143ZM146 151H148L147 148H146ZM146 151H145V153H144V152H143V153H144V155L148 153V157H149V151H148L147 153H146ZM165 151L167 152L168 150H165ZM195 151H196V150H195ZM261 151H262V150H261ZM13 152H14V151H13ZM13 152H12V153H13ZM35 152H36V151H35ZM42 152H43V151H42ZM45 152H46V151H45ZM53 152H55V151H53ZM70 152H71V151H70ZM76 152H77V151H76ZM138 152H139V151H138ZM158 152H160V151H158ZM37 153H38V152H36V154H37ZM60 153H61V152H60ZM72 153H73V152H72ZM99 153H100V151H99ZM102 153H103V152H102ZM102 153H101V154H102ZM129 153H131V152H129ZM136 153H137V152H136ZM160 153H161V152H160ZM163 153H164V152H163ZM255 153H256V152H255ZM255 153H254V154H255ZM257 153H258V152H257ZM262 153H263V152H262ZM39 154H40V153H39ZM73 154H74V153H73ZM78 154H79V153H78ZM96 154H97V153H96ZM152 154H153V152H152ZM48 155H49V154H48ZM50 155H52V153H51ZM64 155H65V154H64ZM67 155H68V154H67ZM70 155H71V154H70ZM74 155H75V157H76V154H74ZM74 155H73V156H74ZM99 155H100V154H99ZM109 155H110V154H109ZM150 155H151V153H150ZM155 155H156V154H155ZM171 155H172V154H171ZM255 155H256V154H255ZM0 156H1V155H0ZM20 156H21V155H20ZM37 156H38V155H37ZM40 156H41V155H40ZM100 156H101V155H100ZM145 156H146V155H145ZM151 156H152V155H151ZM158 156H159V154H158ZM160 156H161V155H160ZM166 156H167V155H166ZM258 156H259V155H258ZM25 157L27 158V156H25ZM41 157H42V156H41ZM52 157H53V156H52ZM59 157H60V156H59ZM67 157H68V156H67ZM110 157H111V156H110ZM141 157H143V155H142ZM148 157H147V158H148ZM153 157H154V156H153ZM155 157H156V156H155ZM163 157H165V156H163ZM171 157H172V156H171ZM171 157H170V158H171ZM180 157H181V156H180ZM262 157H263V156H262ZM48 158H49V157H48ZM65 158H66V157H65ZM77 158H78V157H77ZM149 158H150V157H149ZM149 158H148V161H149ZM161 158H162V157H161ZM170 158H169V159H170ZM240 158H241V157H240ZM254 158H255V157H254ZM254 158H253V159H254ZM27 159H28V158H27ZM33 159H34V158H33ZM33 159H32V160H33ZM139 159L141 160V158H138V161H139ZM145 159H146V157H145ZM203 159H204V158H203ZM209 159H211V158H209ZM242 159H243V158H242ZM242 159H241V160H242ZM256 159H257V158H256ZM20 160L22 161V159H20ZM70 160H72V159H70ZM73 160H74V159H73ZM81 160H82V159H80V161H81ZM127 160H129V159H127ZM146 160H147V159H146ZM243 160H245V159H243ZM258 160H259V159H258ZM21 161H20V162H21ZM23 161H24V160H23ZM26 161H27V160H26ZM99 161H100V160H99ZM105 161H107V160H105ZM136 161H137V160H136ZM136 161H135V163H137ZM141 161H142V160H141ZM141 161H140V162H141ZM153 161H154V160H153ZM193 161H194V160H193ZM202 161H203V160H202ZM255 161H256V160H255ZM255 161H254V162H255ZM262 161H263V159H262ZM84 162H85V161H84ZM144 162H145V161H144ZM144 162H143V163H144ZM204 162H205V161H204ZM209 162H210V160H209ZM248 162H249V161H248ZM259 162H260V161H259ZM16 163H17V162H16ZM143 163H142V164H143ZM146 163H147V162H145L144 164H146ZM241 163H243V161H241ZM241 163H240V164H241ZM263 163H264V162H263ZM11 164H12V163H11ZM41 164H42V163H41ZM57 164H58V163H57ZM85 164H86V163H85ZM153 164H154V163H153ZM200 164H201V163H200ZM205 164H206V162H205ZM205 164L203 163V165H205ZM225 164H226V162H225ZM78 165H79V164H78ZM134 165H135V164H134ZM138 165H139V164H138ZM156 165H157V164H156ZM158 165H159V164H158ZM203 165H202V169L204 168ZM244 165H245V162H244ZM244 165H243V166H244ZM254 165H256V164L254 163ZM31 166H32V165H31ZM41 166H42V165H41ZM61 166H62V165H61ZM64 166H65V165H64ZM118 166H119V165H118ZM130 166H131V165H130ZM130 166H129V167H130ZM135 166H136V165H135ZM229 166H230V165H229ZM2 167H3V166H2V163L0 162V207H3V208H9V207H11L12 205H14V203H15V201H16V193H15L14 190L11 189V187L7 186V184H6V171H5V169H3ZM131 167L133 168V163H132V166H131ZM140 167H142V165H141ZM156 167H157V166H156ZM220 167H221V166H220ZM251 167H252V165H251ZM7 168H8V167H7ZM76 168H77V167H76ZM91 168H92V167H91ZM136 168H137V166H136ZM171 168H172V166H171ZM223 168H224V167H223ZM243 168H244V167H243ZM8 169H9V168H8ZM38 169H39V168H38ZM51 169H52V168H51ZM134 169H135V168H134ZM153 169H154V168H153ZM202 169H201V170H202ZM63 170H64V169H63ZM63 170H61V171H63ZM75 170H76V169H75ZM111 170H112V169H111ZM156 170H157V169H156ZM203 170H204V169H203ZM224 170H225V169H224ZM226 170H228V169H226ZM234 170H235V169H234ZM244 170H246V169H244ZM244 170H242V172H243ZM248 170H249V169H248ZM259 170H260V169H259ZM262 170H263V169H262ZM22 171H23V170H22ZM37 171H38V170H37ZM41 171H42V170H41ZM76 171L78 172V170H76ZM79 171L81 172V170H79ZM125 171H126V170H125ZM133 171H134V170H133ZM187 171H188V170H187ZM229 171H230V169H229ZM237 171H238V169H237ZM26 172H27V171H26ZM39 172H40V171H39ZM84 172H85V171H84ZM110 172H111V171H110ZM113 172H114V171H113ZM116 172H117V171H116ZM202 172H205V171H202ZM239 172H241V171L239 170ZM242 172H241V173H242ZM245 172H247V171H245ZM23 173H24V172H23ZM61 173H62V172H61ZM86 173H87V172H86ZM150 173H151V172H150ZM231 173H232V172L230 171V174H231ZM235 173H236V172H235ZM250 173H251V172H250ZM9 174L11 175V173H9ZM78 174H79V173H78ZM87 174H88V173H87ZM102 174H103V173H102ZM105 174H106V173H105ZM111 174H112V173H111ZM123 174H124V173H123ZM131 174H132V172H131ZM133 174H134V173H133ZM133 174H132V175H133ZM194 174H195V173H194ZM218 174H219V173H218ZM232 174H233V173H232ZM232 174H231V175H232ZM260 174H262V173L260 172ZM19 175H20V174H19ZM42 175H43V174H42ZM73 175H74V174H73ZM79 175H80V174H79ZM107 175H108V173H107ZM109 175H110V174H109ZM113 175H115V174H113ZM132 175H131V176H132ZM237 175H238V174H237ZM237 175H236V177H235V176H234V177L237 178V177H238ZM240 175H241V174H240ZM242 175H243V174H242ZM245 175H246V174H245ZM245 175H244V176H245ZM83 176H84V174H83ZM85 176H87V175H85ZM103 176H105V175H103ZM121 176H122V175H121ZM169 176H170V173H169ZM186 176H187V175H186ZM198 176H199V175H198ZM205 176H206V174H205ZM249 176H250V175H249ZM31 177H32V176H31ZM55 177H57V176H55ZM55 177H54V178H55ZM59 177H60V176H59ZM141 177H144V176H141ZM223 177H225V176H223ZM226 177H228V176H226ZM54 178H53V179H54ZM61 178H62V177H61ZM66 178H67V177H66ZM104 178H105V177H104ZM115 178H116V177H115ZM121 178H122V177H120V179H121ZM145 178H146V177H145ZM157 178H158V177H157ZM176 178H177V177H176ZM196 178H197V177H196ZM196 178H195V180H196ZM208 178H209V177H208ZM241 178H242V177H241ZM12 179H14V178H12ZM57 179H58V178H57ZM113 179H114V178H113ZM148 179H149V178H148ZM150 179H151V178H150ZM193 179H194V178H193ZM237 179H238V178H237ZM10 180H11V179H10ZM69 180H70V179H69ZM171 180H172V179H171ZM201 180H203V179H201ZM204 180H205V179H204ZM207 180H208V179H207ZM234 180H235V179H234ZM21 181H22V180H21ZM50 181H51V179H50ZM55 181H56V180H55ZM55 181H54V182H55ZM65 181H67V180H65ZM107 181H108V180H107ZM146 181H148V183H149V180L146 179ZM187 181H188V180H187ZM205 181H206V180H205ZM236 181H238V180H236ZM249 181H250V180H249ZM257 181H258V180H257ZM257 181H256V182H257ZM261 181H262V180H261ZM12 182H16V181L13 180ZM23 182H24V181H23ZM38 182H39V181H38ZM62 182H64V181L62 180ZM97 182H99V181H97ZM105 182H106V181H105ZM105 182H104V184H105ZM121 182H122V181H121ZM132 182H133V181H132ZM132 182H131V183H132ZM153 182H154V178H153ZM155 182H156V180H155ZM155 182H154V183H155ZM177 182H178V180H177ZM242 182H244V181H242ZM247 182H248V181H247ZM258 182H259V181H258ZM18 183H19V182H18ZM36 183H37V182H36ZM48 183H49V182H48ZM50 183H52V181H51ZM56 183H57V182H56ZM59 183H60V182H59ZM59 183H58V184H59ZM131 183H130V184H131ZM145 183H146V182H145ZM157 183H158V182H157ZM195 183H196V182H195ZM200 183H201V182H200ZM205 183H206V182H205ZM208 183H209V182H208ZM245 183H246V180H245ZM14 184H15V183H14ZM22 184L25 185V183H22ZM53 184H54V183H53ZM98 184H100V183H98ZM130 184H129V186H130ZM146 184H147V183H146ZM146 184H145V185H146ZM159 184H160V183H159ZM193 184H194V183H193ZM206 184H207V183H206ZM206 184H205V185H206ZM222 184H223V183H221V185H222ZM234 184H235V183H234ZM240 184H241V183H240ZM260 184H261V183H260ZM15 185H17V184H15ZM131 185H132V184H131ZM154 185H155V184H154ZM236 185H237V184H236ZM236 185H235V186H236ZM241 185H244V183H242ZM248 185H249V183H248ZM252 185H253V183H252ZM19 186H20V185H19ZM29 186H30V185H29ZM29 186H28V187H29ZM57 186H58V185H57ZM59 186H60V184H59ZM100 186H101V185H100ZM147 186H149V185H147ZM147 186H146V187H147ZM163 186H164V185H163ZM178 186H179V185H178ZM180 186H181V185H180ZM182 186H183V185H182ZM244 186H246V185H244ZM250 186H251V185H250ZM253 186H254V185H253ZM253 186H252V187H253ZM260 186H261V185H260ZM146 187H145V188H146ZM158 187H159V186H158ZM175 187H176V186H175ZM207 187H208V184H207ZM207 187H205V188H207ZM220 187H221V186H220ZM246 187H247V186H246ZM19 188H20V187H19ZM46 188H47V187L45 186V187L40 188L39 190H40L41 193L45 194L46 192L48 193V190H47ZM145 188H144V190H147V189H145ZM165 188H166V187H165ZM180 188H181V187H180ZM180 188H178V189H180ZM184 188H185V187H184ZM241 188H242V187H241ZM23 189H24V188H23ZM197 189H198V188H197ZM201 189H202V187H201ZM203 189H204V188H203ZM247 189H249V186H248ZM250 189H251V188H250ZM20 190H21V188L19 189V191H20ZM33 190H34V189H33ZM36 190H37V188H36ZM39 190L36 191V192H39ZM93 190H95V189H93ZM103 190H104V189H103ZM123 190H124V189H123ZM149 190L151 191V188H150ZM195 190H196V189H195ZM209 190H210V189H209ZM221 190H222V189H221ZM230 190H231V189H230ZM96 191H97V190H96ZM105 191H106V190H105ZM116 191H117V189H116ZM147 191H148V190H147ZM155 191H156V190H155ZM179 191H180V190H179ZM187 191L189 192V191H191V190H187ZM197 191H199V190H197ZM197 191H196V194H195V195H198L199 192L197 193ZM238 191H239V190H238ZM238 191H237V192H238ZM242 191H243V190L240 189V193H241ZM249 191H251V190H249ZM253 191H255V190H253ZM256 191H257V190H256ZM22 192H23V191H22ZM52 192H53V193L50 192V194L48 193V196L52 199L51 201H53L55 204H57V205H59V206H61V207H65V208H66V207H72V206H73L72 204L75 203V205H76V203H77L78 201H80V199H83V200H84V198H89V197L91 196V193H90V192L87 190V188H86V183H85L84 180H77V181H74V182H68L65 186L60 187V188H56V190H55V191H52ZM122 192H123V191H122ZM125 192H126V191H125ZM130 192H131V191H130ZM188 192H187V194H188ZM200 192H202V191L200 190ZM204 192H205V189H204ZM208 192H209V191H208ZM233 192H234V191H233ZM235 192H236V191H235ZM243 192H244V191H243ZM251 192H252V191H251ZM251 192L249 193L248 190H247V193H248L249 195H250V194H253V193H251ZM257 192H258V191H257ZM20 193H21V192H20ZM95 193H96V192H95ZM145 193H146V192H145ZM194 193H195V192L192 193L193 196H194ZM240 193H239V194H240ZM258 193H259V192H258ZM111 194H112V193H111ZM136 194H137V192H136ZM136 194H135V195H136ZM189 194H191V192H190ZM210 194H211V193H210ZM212 194H213V192H212ZM254 194H257V193L255 192ZM45 195H46V194H45ZM96 195H97V194H96ZM149 195H150V194H149ZM185 195H186V194H185ZM220 195H221V194H220ZM223 195H224V194H223ZM240 195H241V194H240ZM258 195H259V194H258ZM258 195H256V196H258ZM19 196H20V195H19ZM152 196H153V194H152ZM152 196L150 195L149 197H152ZM237 196H238V193H237L236 197H237ZM253 196H254V195H253ZM253 196H252L253 199H251V202L254 200V197H253ZM22 197H23V196H22ZM107 197H108V196H107ZM133 197H134V196H133ZM136 197H137V196H136ZM176 197H177V196H176ZM176 197H174V198H176ZM186 197H187V196H186ZM191 197H192V196H191ZM194 197H195V196H194ZM128 198H129V200H131L130 197H128ZM138 198H139V197H138ZM152 198H153V197H152ZM152 198H151V199H152ZM177 198H178V197H177ZM184 198H185V197L183 196V199H184ZM223 198H224V197H223ZM225 198H226V197H225ZM250 198H251V197H250ZM259 198H260V197H259ZM45 199H46V197H45ZM95 199H96V198H95ZM133 199H134V198H132V200H133ZM237 199H238V198H237ZM239 199H240V196H239ZM255 199H256V197H255ZM257 199H258V198H257ZM257 199H256V200H257ZM46 200H47V199H46ZM132 200H131V202H132ZM154 200H155V199H154ZM172 200H173V198H172ZM177 200H179V199H177ZM192 200H193V199H191V201H192ZM212 200H213V199H212ZM221 200H222V199H221ZM221 200H220V201H221ZM247 200H249V198L246 199V200L244 201V203H245ZM258 200H260V199H258ZM258 200H257V201H258ZM39 201H40V200H39ZM121 201H122V199H121ZM126 201H127V200H126ZM134 201H135V200H134ZM162 201H163V200H162ZM179 201H180V202H183V201H181V200H179ZM193 201H195V200H193ZM249 201H250V200H249ZM262 201H263V200H262ZM83 202H84V201H83ZM98 202H99V201H98ZM108 202H109V201H108ZM138 202H139V201H138ZM172 202H175V201H172ZM176 202H177V201H176ZM206 202H207V200H206ZM242 202H243V201H242ZM260 202H261V201H260ZM41 203H43V201H42ZM80 203H82V201H80ZM87 203H88V202H87ZM178 203H179V202H178ZM209 203H210V201H209ZM213 203H214V201H213ZM244 203H241V204H244ZM247 203H248V202H247ZM252 203H253V202H252ZM254 203L256 204V202H254ZM51 204H53V203H51ZM51 204H49V205H51ZM77 204H79V203H77ZM102 204H103V202H102ZM155 204H156V203H155ZM173 204H175V203H173ZM173 204H172V205H173ZM218 204L220 205V202H219ZM250 204H251V203H250ZM27 205H29V204H27ZM30 205H31V204H30ZM44 205H45V204H44ZM53 205H54V204H53ZM57 205H56V208L59 207V206H57ZM71 205H72V206H71ZM75 205H74V206H75ZM94 205H95V204H94ZM105 205H106V204H105ZM124 205H125V204H124ZM124 205H123V206H124ZM126 205H127V204H126ZM176 205H177V204H176ZM176 205H175L174 207H177L179 204H178L177 206H176ZM184 205H185V202H184ZM184 205H183V206H184ZM192 205H193V204H192ZM253 205H254V204H253ZM261 205H262V204H261ZM41 206H42V205H41ZM83 206H84V205H83ZM181 206H182V204H181ZM183 206H182V207H183ZM195 206H196V205H195ZM255 206H256V205H255ZM14 207H16V206H14ZM49 207H50V206H49ZM77 207H78V206H77ZM84 207H86V206H84ZM197 207H198V206H197ZM206 207H207V206H206ZM215 207H217V206H215ZM256 207H257V206H256ZM258 207H260V206L258 205ZM258 207H257V208H258ZM11 208H12V207H11ZM22 208H23V207H22ZM42 208H44V207H42ZM45 208H46V207H45ZM80 208H81V207H80ZM80 208H79V209H80ZM131 208H135V206H134V207H131ZM198 208H199V207H198ZM232 208H233V207H232ZM27 209H28V208H27ZM34 209L37 210L36 208H34ZM40 209H41V208H40ZM58 209H59V208H58ZM63 209H64V208H63ZM66 209H67V208H66ZM68 209H69V208H68ZM175 209H176V208H175ZM179 209H180V206H179ZM215 209H217V208H215ZM218 209H219V208H218ZM2 210H3V209H2ZM35 210H34V211H35ZM42 210H43V209H42ZM45 210H47V209H45ZM50 210H51V209H50ZM52 210H53V211L55 210V212H57V210H56L55 208H54V209L52 208ZM69 210H71V208H70ZM72 210H73V208H72ZM72 210H71V211H72ZM172 210L174 211V209H172ZM0 211H1V209H0ZM27 211H28V210H27ZM30 211H31V210H30ZM32 211H33V210H32ZM32 211H31V213H33ZM39 211H40V210H39ZM47 211H48V210H47ZM64 211H65V210H64ZM67 211H68V210H67ZM67 211H66V212H67ZM77 211H78V210H77ZM82 211H83V210H82ZM149 211H150V210H149ZM149 211H148V212H149ZM182 211H183V210H182ZM182 211H181V213L184 214L185 211H184V212H182ZM193 211H194V210H193ZM254 211H255V210H254ZM262 211H264V210H262ZM41 212H42V211H41ZM58 212H59V211H58ZM75 212H76V211H75ZM84 212H85V211H84ZM86 212H87V209H86ZM86 212H85V213H86ZM127 212H128V211H127ZM191 212H192V211H191ZM205 212H206V211H205ZM208 212H209V211H208ZM3 213H5V212H3ZM7 213H8V212H7ZM9 213H11V212H9ZM17 213H18V212H17ZM17 213H16V214H17ZM20 213H22V212L20 211ZM27 213H28V212H27ZM29 213H30V212H29ZM36 213H37V212H36ZM42 213H44V212H42ZM49 213H50V212H49ZM71 213H74V212L72 211ZM78 213L80 214L79 211H78ZM116 213H118V212H116ZM142 213H143V212H142ZM185 213H186V212H185ZM193 213H194V212H193ZM214 213H215V212H214ZM263 213H264V212H263ZM11 214H13V212H12ZM33 214H34V213H33ZM44 214H46V213H44ZM74 214H75V213H74ZM102 214H103V216H104V213H102ZM129 214H131V213H129ZM171 214H172V212H171ZM171 214H170V215H171ZM179 214H180V213H179ZM240 214H241V213H240ZM252 214H253V212H252ZM22 215H23V214H22ZM29 215H30V214H29ZM35 215H37V214H35ZM39 215H42V214L39 213ZM47 215H48V214H47ZM77 215H78V214H77ZM77 215H75V216H77ZM131 215H132V214H131ZM191 215H192V214H191ZM203 215H204V214L202 213V216H203ZM208 215H210V214H208ZM208 215H207V216H208ZM249 215H250V214H249ZM45 216H46V215H45ZM48 216H49V215H48ZM128 216H129V215H128ZM139 216H140V214H139ZM179 216H180V215H179ZM184 216H185V215H184ZM207 216H206L205 218H207ZM224 216H225V215H224ZM224 216H223V218H224ZM29 217H30V216H29ZM31 217H32V216H31ZM99 217H101V216H99ZM189 217H190V215H189ZM191 217H192V216H191ZM193 217H194V216H193ZM195 217H196V215H195ZM240 217H241V216H240ZM8 218L11 219L12 216H11V217L9 216ZM13 218H14V217H13ZM15 218H16V217H15ZM47 218H48V217H47ZM65 218H66V217H65ZM67 218H68V217H67ZM140 218H141V217H140ZM152 218H153V217H152ZM172 218H173V217H172ZM187 218H188V217H187ZM201 218H202V217H201ZM201 218H200V220H201ZM244 218H245V217H244ZM43 219H45V218H43ZM71 219H72V217H71ZM155 219H156V218H155ZM158 219H159V217H158ZM188 219H189V218H188ZM198 219H199V218H198ZM208 219H209V218H208ZM208 219H207V220H208ZM8 220H9V219H8ZM28 220H29V219H28ZM28 220H27V221H28ZM30 220H31V219H30ZM93 220H94V219H93ZM142 220H143V219H142ZM173 220H174V218H173ZM186 220H187V219H186ZM207 220H206V221H207ZM229 220H230V218H229ZM254 220H255V217H254ZM261 220H262V219H261ZM10 221H11V220H10ZM23 221H24V220H23ZM33 221H34V220H33ZM37 221H38V220H37ZM42 221H44V220H42ZM46 221H49V220H46ZM68 221H69V220H68ZM68 221H67V223H68ZM72 221H74V219H73ZM80 221H82V220H80ZM88 221H89V220H88ZM188 221L190 222V219H189ZM204 221H205V220H204ZM210 221H211V219H210ZM245 221H246V220H245ZM4 222H5V220H4ZM25 222H26V219H25ZM49 222H50V221H49ZM69 222H70V221H69ZM82 222H83V221H82ZM84 222H85V221H84ZM93 222H94V221H93ZM149 222H150V221H149ZM195 222H196V221H195ZM195 222H194V223H195ZM214 222H215V221H214ZM229 222H230V221H229ZM8 223H10V222H8ZM18 223H19V222H18ZM29 223H30V222H29ZM34 223H35V222H34ZM44 223H45V222H44ZM74 223H76V222L74 221ZM78 223H79V222H78ZM94 223H95V222H94ZM115 223H116V222H115ZM194 223H193V224H194ZM231 223H232V222H231ZM239 223H240V222H239ZM23 224H24V223H23ZM35 224H36V223H35ZM39 224H41V223H38V225H39ZM49 224H50V223H49ZM57 224H58V223H57ZM80 224H81V223H80ZM80 224H79V225H80ZM184 224H185V223H184ZM187 224H190V223H187ZM205 224H206V223H205ZM211 224L213 225V222H212ZM215 224H216V223H215ZM224 224H225V223H224ZM229 224H230V223H229ZM3 225H5V224H3ZM6 225H7V224H6ZM21 225H22V224H21ZM26 225H28V224H26ZM26 225H25V226H26ZM29 225L32 226L31 224H29ZM29 225H28V227H29ZM38 225H37V226H38ZM46 225H47V224H46ZM76 225H77V224H76ZM92 225H93V224H92ZM92 225H91L90 227H92ZM96 225H97V224H96ZM208 225H209V224H208ZM221 225H222V224H221ZM9 226H10V225H9ZM25 226H21V227H25ZM35 226H36V225H35ZM37 226H36V227H37ZM39 226H40V225H39ZM48 226H49V225H48ZM77 226H78V225H77ZM77 226H76V227H77ZM81 226H83V224H82ZM88 226H89V225H88ZM102 226H103V225H102ZM186 226L189 227L188 225H186ZM190 226H191V224H190ZM214 226H215V225H214ZM216 226H217V225H216ZM216 226H215V227H216ZM225 226H226V224H225ZM227 226H228V225H227ZM227 226H226V227H227ZM263 226H264V225H263ZM2 227H3V226H2ZM12 227H13V224H12ZM17 227H18V226H17ZM19 227H20V226H19ZM84 227H86V226L84 225ZM93 227H94V226H93ZM93 227H92V228H93ZM97 227H99V226L97 225ZM175 227H176V225H175ZM175 227H174V229H177V228H178V227H177V228H175ZM206 227H207V226H206ZM228 227H230V226H228ZM6 228H7V227H6ZM45 228H46V227H45ZM55 228H58V226L55 227ZM60 228H61V227H60ZM60 228H59V229H60ZM73 228H74V227H73ZM73 228H72V229H73ZM80 228H81V227H80ZM92 228H89V229L92 230ZM94 228H96V227H94ZM106 228H107V227H106ZM184 228H185V227H183V228H181V229H184ZM194 228H195V227H194ZM194 228H193V229H194ZM211 228H212V227H211V225H210V231H211ZM222 228H224V230H225V227H223V225H222ZM258 228L261 229V227H259V226H258ZM258 228H257V229H258ZM15 229H16V228H14V230H15ZM36 229H37V228H36ZM47 229H48V228H47ZM49 229H50V228H49ZM83 229H84V228H83ZM111 229H112V228H111ZM178 229H179V228H178ZM190 229H192V228L190 227ZM190 229H189V230H190ZM260 229H259V230H260ZM263 229H264V228H263ZM263 229H261V231H262ZM2 230H3V229H2ZM12 230H13V229H12ZM14 230H13V232H14ZM18 230H19V228H18ZM20 230H21V229H20ZM28 230H29V228H28ZM39 230H40V229H39ZM52 230H53V228H52ZM85 230H87V229H85ZM172 230H173V229H172ZM185 230H186V229H185ZM227 230H228V229H227ZM241 230H244V228H243V229L241 228ZM254 230H255V232H258V231H256V229H254ZM7 231H8V229H7ZM16 231H17V230H16ZM23 231H25V230H23ZM23 231H22V232H23ZM43 231H44V230H43ZM50 231H51V229H50ZM53 231L55 232V230H53ZM56 231H57V229H56ZM60 231H61V229H60ZM60 231H58V234H61ZM77 231H78V230H77ZM82 231H83V230H82ZM89 231H90V230H89ZM179 231H180V229H179L177 232H176V230H175L176 234H177ZM192 231H193V230H190V233H192ZM212 231H213V229H212ZM218 231H220V230H218ZM13 232H12V233H13ZM22 232H21V233H22ZM44 232H47V231H44ZM59 232H60V233H59ZM62 232H63V230H62ZM64 232H65V231H64ZM75 232H76V231H75ZM78 232H79V231H78ZM84 232H85V231H84ZM94 232H95V231H94ZM180 232L182 233V231H180ZM180 232H179V234H180ZM187 232H188V231H187ZM187 232H186V233H187ZM225 232H227V231H225ZM263 232H264V231H263ZM12 233H11V234H12ZM29 233H30V232H29ZM40 233H41V232H40ZM56 233H57V232H56ZM76 233H77V232H76ZM209 233H210V232H209ZM233 233H234V232H233ZM19 234H20V232H19ZM26 234H27V231H26ZM45 234H46V233H45ZM45 234H44V235H45ZM54 234H55V233H54ZM54 234H53V235H54ZM66 234H67V233H66ZM96 234H97V233H96ZM154 234H155V233H154ZM171 234H172V231H171ZM173 234H174V232H173ZM173 234H172V235H173ZM176 234H175V236H176ZM179 234H178V235H179ZM200 234H201V233H200ZM24 235H25V234H24ZM24 235H23V236H24ZM33 235H36V234H35V228H34V234H33ZM38 235H39V234H38ZM56 235H57V234H56ZM76 235H78V234H76ZM98 235H99V234H98ZM169 235H170V232H169ZM180 235H181V234H180ZM205 235H206V234H205ZM205 235H204V236H205ZM213 235L216 236L217 234L213 233ZM213 235H212V236H213ZM236 235H237V234H236ZM236 235H235V236H236ZM240 235H241V234H240ZM243 235H244V234H243ZM252 235H253V234H252ZM11 236H12V235H11ZM13 236H14V235H13ZM16 236H17V235H16ZM23 236H22V237H23ZM39 236H40V235H39ZM70 236H71V235H70ZM156 236H158V234H157ZM175 236H173V237H175ZM201 236H202V235H201ZM210 236H211V235H210ZM233 236H234V235H233ZM233 236H232V237H233ZM235 236H234V237H235ZM250 236H251V235H250ZM24 237H25V236H24ZM42 237H43V236H42ZM50 237H52V235H51ZM53 237H54V236H53ZM55 237H56V236H55ZM76 237H77V236H76ZM101 237H102V235H101ZM170 237H172V236H170ZM179 237H180V236H179ZM179 237H178V238H179ZM227 237H228V236H227ZM237 237H238V236H237ZM237 237H235V238H236V239H241V238H237ZM37 238H38V237H37ZM37 238H36V239H37ZM44 238H46V237H44ZM65 238L67 239L68 237H65ZM89 238H90V237H89ZM164 238H165V237H164ZM186 238H187V236H186ZM198 238H199V237H198ZM205 238H207V236H206ZM208 238H209V237H208ZM25 239H26V238H25ZM28 239H29V238H28ZM28 239H26V240H28ZM51 239H52V238H51ZM70 239H71V238H70ZM168 239H170V238H168ZM172 239H173V238H172ZM230 239H231V238H229V240H230ZM233 239H234V238H233ZM244 239H245V237H244ZM260 239H261V238H260ZM26 240H24V243H25ZM37 240H39V239H37ZM56 240H57V239H56ZM60 240H61V239H60ZM166 240H167V239H166ZM173 240H175V238H174ZM176 240H177V239H176ZM176 240H175V241H176ZM200 240H201V237H200ZM211 240H213V239H210V241H211ZM245 240H246V239H245ZM58 241H59V240H58ZM61 241L63 242V240H61ZM178 241H179V240H178ZM233 241H234V240H233ZM235 241H236V240H235ZM237 241H238V240H237ZM262 241H263V240H262ZM30 242H33V240L30 239ZM46 242H48V241H46ZM193 242H195V241H193ZM248 242H249V241H248ZM253 242H254V241H253ZM253 242H251V243H253ZM22 243H23V242H22ZM70 243H71V242H70ZM166 243H167V241H166ZM175 243H181V242L179 241V242H175ZM188 243H189V242H188ZM238 243H239V242H238ZM243 243H244V241H243ZM17 244H18V243H17ZM31 244H32V243H31ZM169 244L171 245V243H169ZM169 244L167 243V245H169ZM190 244H191V243H190ZM190 244H189V245H190ZM206 244H210V243H206ZM215 244H216V242H215ZM224 244H225V243H224ZM241 244H242V242H241ZM253 244H254V243H253ZM256 244H257V243H256ZM69 245H70V244H69ZM180 245H181V244H180ZM191 245H194V244H191ZM191 245H190V246H191ZM226 245H227V244H226ZM247 245H248V244H247ZM67 246H68V245H67ZM70 246H71V245H70ZM178 246H179V245H178ZM186 246H187V245H186ZM194 246H195V245H194ZM203 246H204V245H203ZM206 246H207V245H206ZM212 246H213V244H212ZM222 246H223V244H222ZM235 246H236V245H235ZM240 246H241V245H240ZM240 246H239V248H240ZM243 246H244V245H243ZM248 246H249V245H248ZM252 246H253V245H252ZM105 247H106V246H105ZM165 247H166V246H165ZM179 247H180V246H179ZM214 247H215V246H214ZM214 247H213V248H214ZM224 247H225V246H224ZM229 247H230V246H229ZM245 247H246V246H245ZM255 247H256V246H255ZM4 248H6V246H5ZM151 248H152V247H151ZM187 248H188V246H187ZM190 248H191V247H190ZM190 248H189V249H190ZM193 248H194V247H193ZM211 248H212V247H211ZM230 248H231V247H230ZM233 248H234V247H233ZM233 248H232V249H233ZM241 248H242V247H241ZM250 248H251V247H250ZM16 249H18V248H16ZM25 249H26V248H25ZM29 249H30V248H29ZM201 249H202V247H201ZM204 249H205V248H204ZM207 249H208V248H207ZM235 249H237V246H236ZM243 249H245V248H243ZM243 249H242V250H243ZM252 249H253V248H252ZM258 249H260V248H258ZM157 250H158V249H157ZM192 250H193V249H190L191 252H194V254H192V255L195 256V255H196L195 252H196L197 249H195V251H194V250L192 251ZM209 250H210V249H209ZM211 250H212V249H211ZM216 250H217V248H216ZM216 250H215V251H216ZM225 250H226V247H225ZM237 250L240 251V249H237ZM253 250H254V249H253ZM261 250H262L261 252H263V249H261ZM27 251H28V250H27ZM47 251H48V250H47ZM169 251H170V250H169ZM169 251H168V252H169ZM176 251H177V250H176ZM188 251H189V250H188ZM190 251H189V252H190ZM206 251H208V250L205 249L204 252H206ZM213 251H214V250H213ZM244 251H245V250H244ZM259 251H260V250H259ZM181 252H182V251H181ZM228 252H229V251H227V253H228ZM231 252H232V251H230V253H231ZM235 252H236V250H235ZM235 252H234V253H235ZM242 252H243V251H242ZM250 252H252V251H250ZM76 253H77V252H76ZM186 253H188V252H186ZM212 253H213V252H212ZM215 253H216V252H215ZM220 253H221V251H220ZM243 253H244V252H243ZM248 253H249V252H248ZM257 253H259V252H257ZM201 254H202V253H200V256H202L204 253H203L202 255H201ZM206 254H208V253H206ZM224 254H225V253H224ZM228 254H229V253H228ZM236 254H237V253H236ZM238 254H239V253H238ZM245 254H247V251H246ZM251 254H252V253H251ZM260 254L262 255V253H260ZM260 254H259V257H260ZM189 255H191V254H189ZM209 255H210V254H209ZM209 255H208V256H209ZM211 255H212V254H211ZM217 255L219 256L218 253H217ZM240 255H241V254H240ZM240 255H238V256H240ZM249 255H250V254H249ZM249 255H247V256L249 257ZM116 256H117V255H116ZM180 256H181V255H180ZM196 256H197V255H196ZM198 256H199V255H198ZM198 256H197V257H198ZM200 256H199L198 258H200ZM208 256H206L205 259H207ZM221 256H222V255H221ZM223 256H225V255H223ZM223 256H222V257H223ZM252 256H253V255H252ZM112 257H113V256H112ZM178 257H179V256H178ZM204 257H205V256H204ZM222 257H220V258L223 259ZM240 257L242 258V257H244V256H240ZM114 258H115V257H114ZM179 258H180V257H179ZM190 258H191V256H190ZM194 258H195V257H194ZM208 258H210V257H208ZM211 258H213V257L211 256ZM230 258H232V257H230ZM236 258H237V256H236ZM236 258H235V259H236ZM256 258H257V257H256ZM13 259H14V257H13ZM16 259H17V258H16ZM181 259H182V256H181ZM183 259H185V258L183 257ZM192 259H193V257H192ZM214 259H215V258H214ZM235 259H234V260H235ZM239 259H240V258H239ZM242 259H243V258H242ZM246 259H247V257H246ZM246 259H245V261H246ZM251 259H254V258L252 257ZM251 259H250V257H249V260H250V261H251ZM257 259H259V258H257ZM261 259H262V258H261ZM27 260H28V259H27ZM89 260H90V259H89ZM193 260H194V259H193ZM197 260H198V259H197ZM197 260H196V261H197ZM225 260H226V257H225ZM185 261H186V260H185ZM188 261H190L189 264L192 263L191 260H188ZM188 261H187V262H188ZM205 261H206V260H205ZM215 261H216V260H215ZM215 261H214V263H215ZM237 261H238V260H236V262H237ZM252 261H253V260H252ZM252 261H251V262H252ZM257 261H258V260H257ZM263 261H264V260H263ZM0 262H1V261H0ZM216 262H217V261H216ZM236 262H235V263H236ZM242 262H243V261H242ZM251 262H250V263H251ZM261 262H262V261L260 260V263H259V264H261ZM158 263H159V261H158ZM162 263H163V262H162ZM168 263H169V262H168ZM168 263H167V264H168ZM182 263H183V262H182ZM184 263H185V262H184ZM204 263H205V262H204ZM206 263H207V261H206ZM206 263H205V264H206ZM214 263H213V264H214ZM233 263H234V262H233ZM235 263H234V264H235ZM243 263H244V262H243ZM255 263H256V262H255ZM257 263H258V262H257ZM263 263H264V262H263ZM140 264H141V263H140ZM160 264H161V263H160ZM169 264H171V263H169ZM193 264H194V263H193ZM195 264H196V263H195ZM252 264H253V263H252Z\"/></svg>", "mask_w": 264, "mask_h": 264}]
</instances>
